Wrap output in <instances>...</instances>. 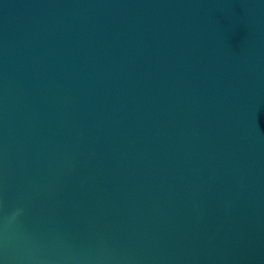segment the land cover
Masks as SVG:
<instances>
[{
  "label": "water",
  "instance_id": "95a60500",
  "mask_svg": "<svg viewBox=\"0 0 264 264\" xmlns=\"http://www.w3.org/2000/svg\"><path fill=\"white\" fill-rule=\"evenodd\" d=\"M0 264H264V0H0Z\"/></svg>",
  "mask_w": 264,
  "mask_h": 264
}]
</instances>
